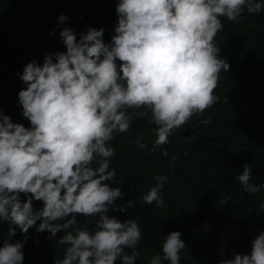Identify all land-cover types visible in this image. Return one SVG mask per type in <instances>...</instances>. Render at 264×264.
<instances>
[{
    "label": "clouds",
    "instance_id": "1",
    "mask_svg": "<svg viewBox=\"0 0 264 264\" xmlns=\"http://www.w3.org/2000/svg\"><path fill=\"white\" fill-rule=\"evenodd\" d=\"M245 11L260 14L264 0H116L108 42L103 27H88L79 38L64 27L59 32L64 51L23 66L17 76L25 87L17 97L29 126L0 110V222L8 225L0 235V264H23L33 228L55 239L54 264H136L138 222L109 214H125L134 206L131 199L116 204L127 193L112 186L117 173L110 167L116 155L111 142L130 130L133 118L147 119L155 139L149 149L138 135L137 147L168 156L163 146L173 132L220 101L215 89L221 73L230 70L216 44L224 28L221 18L239 23ZM68 19L61 14L58 24ZM199 122L208 125L211 117ZM185 139L197 142L194 134ZM251 172L243 165L236 180L255 195L264 183H250ZM153 179L141 202L163 208L169 178L157 173ZM34 201L42 206L35 208ZM78 216L92 218V229L80 227ZM18 230L22 240L13 242ZM181 236L172 231L164 237L162 251L149 264H180L187 246ZM60 246H65L62 258ZM218 264H264V231L251 241L250 254L233 251Z\"/></svg>",
    "mask_w": 264,
    "mask_h": 264
},
{
    "label": "trees",
    "instance_id": "2",
    "mask_svg": "<svg viewBox=\"0 0 264 264\" xmlns=\"http://www.w3.org/2000/svg\"><path fill=\"white\" fill-rule=\"evenodd\" d=\"M115 5L116 0H0V110L13 122L29 126L18 104L17 94L25 85L17 73L34 58L42 63L46 53L64 51L59 37L64 27L72 28L78 38L88 27H103L108 42L117 19ZM61 14L69 17L64 24H58ZM221 19L224 28L216 44L230 70L221 73L215 89L220 101L204 117H194L173 132L163 146L168 156L161 155L160 150L149 152L137 147L138 135H143L149 149L155 139L154 126L147 119L133 118L130 130L116 134L111 142L116 155L110 159V167L117 173V183L112 186L127 193L116 204L131 199L134 206L125 214L111 210L109 214L120 221L138 222L142 239L136 264H149L172 231H180L187 243L180 264H218L232 258L233 251L250 254L251 241L264 231V189L251 195L236 180L243 165L248 164L252 168L250 183H264V11L251 15L245 11L239 23ZM209 116L210 124H200ZM193 134L197 142H186L185 137ZM173 156L178 159L173 161ZM157 173L169 178L162 192L163 208L146 205L140 199L155 185ZM225 198L228 201L224 203ZM41 206L34 201L35 208ZM77 219L80 227L92 229V218ZM7 228L6 222H0V235L6 234ZM48 235L29 230L23 264H54L57 245ZM60 235L64 233L57 237ZM18 240H22L19 230L13 242ZM64 247L58 252L61 258Z\"/></svg>",
    "mask_w": 264,
    "mask_h": 264
}]
</instances>
